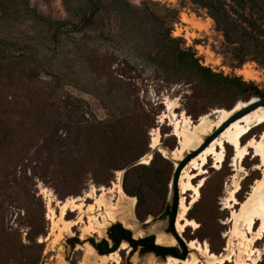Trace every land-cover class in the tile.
<instances>
[{"label": "rangeland", "instance_id": "374dc122", "mask_svg": "<svg viewBox=\"0 0 264 264\" xmlns=\"http://www.w3.org/2000/svg\"><path fill=\"white\" fill-rule=\"evenodd\" d=\"M218 1L232 17L230 29L239 33L234 45L190 0H0V264H103L99 258L111 254L107 264H168L170 256L141 254L127 243L100 255L89 240L110 242L108 231L116 224L136 240L153 236L158 245L177 248L182 240L185 260L172 257L180 261L212 264L189 248L197 241L224 258L217 264H264V225L257 221L243 237L242 219L264 181L261 158L250 149L237 168L235 148L227 145L220 168L213 156L204 175L191 166L230 118L215 127L219 110L239 106L240 112L263 100L254 90L264 94V45L247 33L250 26L264 30V0H241L245 9ZM178 47L213 73L249 84L252 93L214 87L180 71L172 58ZM183 116L198 130L208 128L197 148L181 154ZM263 133L264 125L255 127L242 143ZM182 162L179 180L188 168L196 175L193 186L203 181L192 205L194 191L181 192L180 181L175 200L173 179ZM120 173L124 194L135 201L134 225L106 224L102 211H87L90 205L98 210L95 199H86L94 189L98 197L104 189L117 205L119 197L111 195L118 194ZM236 190L238 203L231 197ZM80 198L87 213L67 231L78 211L68 208L60 220L58 203ZM182 198L189 209L181 221ZM175 201L176 235L170 232ZM93 216L105 227L98 228ZM186 220L198 228L180 230L177 222ZM74 239L80 243L72 247Z\"/></svg>", "mask_w": 264, "mask_h": 264}, {"label": "bare ground", "instance_id": "6f19581e", "mask_svg": "<svg viewBox=\"0 0 264 264\" xmlns=\"http://www.w3.org/2000/svg\"><path fill=\"white\" fill-rule=\"evenodd\" d=\"M188 22V21H187ZM262 107V108H260ZM259 108V109H258ZM239 109V106H237L234 110L231 112H227L225 110H219L220 112L218 122L216 123L217 127L221 122L226 120L228 117H230L218 130L223 128V126L229 122L233 114L236 113V111ZM169 110V109H168ZM184 119V130L183 133L180 134L181 137V149L178 150L179 153L183 154L186 152L187 148H197L201 144V139L204 134V132L207 130V126L203 125L200 127L198 130V126H193L191 124V120L188 119L187 117L183 116ZM181 120V119H180ZM203 123V122H201ZM180 122L178 123L177 126H179ZM230 125V126H229ZM264 125V106H259L238 119L234 120L230 124H228L222 131L221 133L226 129L225 132H223L222 136L218 138V140H214L210 145H208L203 151H201L195 158H193L191 161V167L193 170H197L199 172L198 175H204L205 174V169L204 166L208 162V158L213 156L215 161H216V166L220 168L221 165L226 160V147L227 145L234 147L235 148V166L238 168H243L242 162L246 159V157L250 153V149L254 150V153L256 157H260L262 160V164L264 166V133L262 134V137L260 140H256L255 138H252L248 143L243 144L242 140L246 135H248L253 128L262 126ZM183 127V126H182ZM179 135V134H178ZM180 139V138H179ZM157 142V139H156ZM210 146V147H209ZM199 150V149H198ZM197 151V150H195ZM188 152V150H187ZM194 152V151H193ZM176 154V152H174ZM177 155V154H176ZM189 155V154H188ZM182 161V160H181ZM188 169V168H187ZM184 170L181 176L180 181V187H181V192H185L188 190L194 191V197L190 205H192L194 202L197 201L198 197L200 196V188L203 185V181L199 183L198 186H193L191 183V180L196 177L191 176L188 174V171ZM242 170V169H241ZM235 171V170H234ZM239 171V170H238ZM190 172V171H189ZM237 172V171H236ZM122 173L119 174L118 177V182L115 184V189L118 190L117 195H111L114 198L119 197L117 205L112 202V197L110 200L106 199V194L107 192L104 189L99 190L101 192V196L98 197V191L93 190L91 195H87L86 199H95L96 204L98 205V210L96 207L93 205L88 206L87 211L89 212V215H93L96 212H101L100 215L103 218V222L106 224H110L115 221H120L122 223H127V224H132L134 225L135 221V214H134V206H135V201L133 198H130L126 196L123 192L122 189V181H121ZM184 179H187V182L184 183ZM236 190L232 194V198L234 199L235 203H238L236 201L235 193H237ZM113 191H111L112 193ZM117 193V191H115ZM85 198H80L79 200L73 199V200H68L66 202H59V206L61 208V217L60 220H63V217L65 216V211L68 208H71V211H78V217L76 218L75 221L70 222L65 224L64 229L67 231L71 232V229L73 226L78 225L79 223L82 222L83 216L87 213L86 211L83 210L84 207H86ZM250 199H254L255 206L253 205L254 203H251L253 205V208L250 209L245 215H242L243 221H245L246 225V232L243 233V237L247 235L248 233H253L254 232V226L257 221H261L262 224L264 225V181L259 183L255 187V191ZM245 204L242 205L244 207ZM180 219L184 218L185 214L187 213L189 207L185 204L184 198H182L180 202ZM179 216V215H178ZM99 217V216H98ZM91 219V218H90ZM94 222L98 228H103L105 225L97 219L96 216H93ZM94 224V225H95ZM242 225V224H241ZM186 226H191L193 228H198V224L195 221L191 220H186L184 223H179L177 222V227L180 228V230H184ZM243 229V228H242ZM69 232V233H70ZM264 233V232H263ZM162 236V235H161ZM241 236V235H240ZM259 238L261 239L262 234L259 233ZM163 241V240H162ZM254 241V240H253ZM165 242V240H164ZM189 248H192L196 250L198 253H200L203 257L209 259L212 261V264H217V263H222L223 259L220 257H217L214 255L207 244H200L197 241H190L188 242ZM91 250H94L91 247ZM220 258V259H219ZM110 259L114 260L113 254L109 256H101L99 258V261L103 264H107L108 261H111ZM97 262V261H96ZM189 261H180L178 259H173L170 257V260L168 264H195V263H188ZM109 263V262H108ZM245 263V262H244ZM252 263V262H251ZM256 264V263H252Z\"/></svg>", "mask_w": 264, "mask_h": 264}, {"label": "trees", "instance_id": "16d2710c", "mask_svg": "<svg viewBox=\"0 0 264 264\" xmlns=\"http://www.w3.org/2000/svg\"><path fill=\"white\" fill-rule=\"evenodd\" d=\"M190 1L194 5L200 6L201 8L206 9L209 12L211 18L215 21L218 29L223 34L225 41L229 45H234L237 43L235 41H236V37L239 36V33L233 32L230 29L229 21H232V17L231 15L228 14L224 4L220 3L218 0H190ZM231 1L237 5H241L243 9H245L247 5V2L245 1L244 2H241V0H231ZM178 19H179V15L177 14L174 21H178ZM261 19L264 21V14L262 15ZM249 25L251 24L249 23ZM250 28H251L250 32H247V30L245 31L249 33V35L252 37L253 40L255 39L256 41H262L264 45V30H262V28L260 27L256 28V26H250ZM234 50H238V48H234ZM172 58L174 65L180 71H188L193 76L200 78L202 82H205L211 86L214 87L220 85L225 86L228 87L229 89H234L238 93L244 95L252 93L249 84L239 79L226 78L223 75L213 73L211 70L202 67L194 55L188 53L187 51L181 49L180 47H178L177 50L174 53H172ZM246 62H247L246 57H242L239 60L240 65H244ZM253 94L264 99V94L257 90H254ZM175 205H176V201H175ZM170 232L176 235L173 227H171ZM108 237L110 242L112 243V246L110 245V242L105 239L101 240L100 242H96L94 239L89 240L93 248L100 255H109L117 251L122 243H127L128 246L132 248V251L140 249L141 254L152 253L156 257H160L162 259H165L168 256L173 258L183 259L185 258V255L187 253V247L180 239H179V248L165 247L158 245L153 236L140 238L136 240L133 238L132 232L128 230V228L127 229L124 228L121 224H116L112 226L108 231ZM70 243L72 247H74L75 244L80 243V241L78 239H74L71 240Z\"/></svg>", "mask_w": 264, "mask_h": 264}, {"label": "water", "instance_id": "95a60500", "mask_svg": "<svg viewBox=\"0 0 264 264\" xmlns=\"http://www.w3.org/2000/svg\"><path fill=\"white\" fill-rule=\"evenodd\" d=\"M259 106H264V99L263 100H260L259 102H256L254 104H252L251 106H248L247 108H244L243 110H241L240 112H237L235 114H233V116L231 117V119L229 120V122H227L223 128H221L220 130H218L217 134H215V136H213L207 143L206 146H208L215 138L216 136L228 125L230 124L231 122H233L234 120L238 119L239 117H241L242 115H244L245 113L259 107ZM204 146L202 148V150H204V148L206 147ZM200 150V152L202 151ZM136 165H132L130 168L132 167H135ZM184 166V162L180 163L178 168L176 169L175 171V175H174V179H173V187H174V192H175V195H176V201H177V198H178V181H179V176H180V172L182 170ZM177 202H176V208H175V211L173 213V216H172V219H171V223L173 224L175 219H176V216H177V212H178V209H177ZM182 260H185V258H183ZM42 264H45V262H43Z\"/></svg>", "mask_w": 264, "mask_h": 264}, {"label": "flooded vegetation", "instance_id": "af4514ba", "mask_svg": "<svg viewBox=\"0 0 264 264\" xmlns=\"http://www.w3.org/2000/svg\"><path fill=\"white\" fill-rule=\"evenodd\" d=\"M176 206V205H175ZM176 208V207H175ZM174 211H175V209H174ZM172 216H173V214H172ZM171 219H172V217H171ZM175 222V221H174ZM171 227H173L174 228V223L172 224L171 223ZM176 233V232H175ZM174 247V246H173ZM172 258V257H171Z\"/></svg>", "mask_w": 264, "mask_h": 264}]
</instances>
